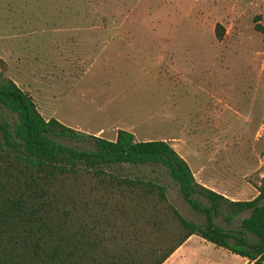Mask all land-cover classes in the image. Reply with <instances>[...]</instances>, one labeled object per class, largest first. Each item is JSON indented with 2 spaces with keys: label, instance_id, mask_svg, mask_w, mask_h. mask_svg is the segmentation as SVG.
<instances>
[{
  "label": "rangeland",
  "instance_id": "obj_1",
  "mask_svg": "<svg viewBox=\"0 0 264 264\" xmlns=\"http://www.w3.org/2000/svg\"><path fill=\"white\" fill-rule=\"evenodd\" d=\"M97 37L108 40L89 39ZM0 59L43 117L108 139L122 128L136 140H167L193 171L205 165L195 180L229 198L256 193L264 175V0H0ZM110 168L161 182L183 216L202 221L161 166ZM178 253L186 264H255L196 234Z\"/></svg>",
  "mask_w": 264,
  "mask_h": 264
},
{
  "label": "trees",
  "instance_id": "obj_2",
  "mask_svg": "<svg viewBox=\"0 0 264 264\" xmlns=\"http://www.w3.org/2000/svg\"><path fill=\"white\" fill-rule=\"evenodd\" d=\"M3 69L0 59V264H160L191 234L264 264V175L251 198H229L195 180L167 140L122 128L108 139L43 117ZM78 138L87 144L61 141ZM121 164L161 166L202 221L161 182L110 168Z\"/></svg>",
  "mask_w": 264,
  "mask_h": 264
},
{
  "label": "crops",
  "instance_id": "obj_3",
  "mask_svg": "<svg viewBox=\"0 0 264 264\" xmlns=\"http://www.w3.org/2000/svg\"><path fill=\"white\" fill-rule=\"evenodd\" d=\"M78 30V29H77ZM84 30H96V32L98 31V30H100L99 28H94V27H90V28H85ZM89 39H91V41H98V40H108V38H106V39H100V37H97V38H89ZM94 41V42H95ZM82 59H83V57H81V56H77V58H76V60H77V62L79 61V62H81L82 61ZM76 60H75V62H76ZM74 61V60H73ZM15 82V81H14ZM17 84V83H16ZM98 131V130H97ZM114 136H115V134H114ZM114 136H113V138H114ZM112 138V139H113ZM187 162V161H186ZM187 164H188V162H187ZM189 168H190V170H191V172H192V174H193V176H194V178H196V177H198L197 176V173L199 172V171H202L204 168H205V165L204 164H196L195 165V168H196V171H193L192 170V168L189 166ZM198 182H200V181H198ZM200 183H202V184H204V185H206L207 186V184L205 183V182H200ZM211 188V187H210ZM192 235V234H191ZM191 235H189L179 246H177L171 253H170V255L169 256H167L166 258H165V260H163L160 264H186V261H185V259H184V256H185V254L186 253H178V251L179 250H181V248H182V246H183V244L185 243V241L186 240H188L189 238H191ZM179 257H181V258H179ZM178 258V259H177Z\"/></svg>",
  "mask_w": 264,
  "mask_h": 264
}]
</instances>
